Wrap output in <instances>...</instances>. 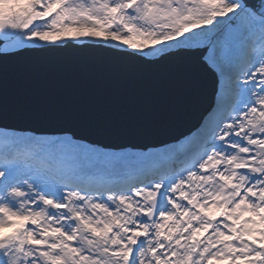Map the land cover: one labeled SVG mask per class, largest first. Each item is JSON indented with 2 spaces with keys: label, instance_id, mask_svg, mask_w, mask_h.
Returning <instances> with one entry per match:
<instances>
[{
  "label": "snow or ice",
  "instance_id": "6c2138e0",
  "mask_svg": "<svg viewBox=\"0 0 264 264\" xmlns=\"http://www.w3.org/2000/svg\"><path fill=\"white\" fill-rule=\"evenodd\" d=\"M179 60L211 95L166 139L0 104V264H264V0H0V82L128 93Z\"/></svg>",
  "mask_w": 264,
  "mask_h": 264
},
{
  "label": "water",
  "instance_id": "95a60500",
  "mask_svg": "<svg viewBox=\"0 0 264 264\" xmlns=\"http://www.w3.org/2000/svg\"><path fill=\"white\" fill-rule=\"evenodd\" d=\"M210 95V78L189 60L177 61L163 86L128 93L82 88L68 77L50 74L23 78L12 67L0 82V104L39 111L52 126L117 128L129 140L166 139L186 130Z\"/></svg>",
  "mask_w": 264,
  "mask_h": 264
}]
</instances>
